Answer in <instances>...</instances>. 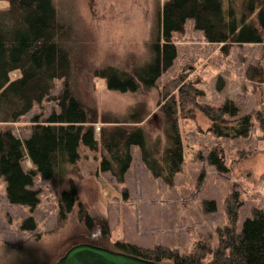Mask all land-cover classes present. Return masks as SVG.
I'll return each instance as SVG.
<instances>
[{
    "label": "rangeland",
    "instance_id": "374dc122",
    "mask_svg": "<svg viewBox=\"0 0 264 264\" xmlns=\"http://www.w3.org/2000/svg\"><path fill=\"white\" fill-rule=\"evenodd\" d=\"M167 1L54 0L60 16L71 26L74 40V50L73 45L64 47L83 64L71 84L80 104L97 116L94 131L105 126V120L123 121L135 115L140 123L122 126L143 128L151 143L159 137L162 150V129L169 118L161 92L168 82L182 78L183 83L193 84L199 106L220 107L231 102L238 109L237 117L248 116L247 135L217 137L210 130L209 119L186 106L176 119L183 162L170 185L146 169L138 147L130 149L132 161L122 183L99 171V152L80 147L77 162L56 174L54 181L36 175L32 189L38 192L39 204L33 210L11 205L5 195L6 184L0 179V264H55L69 249L70 239L85 232L79 218L81 209L92 223L107 225L105 244L113 251H117L114 244L120 242L143 249L162 246L179 254L192 252L196 242L207 235L212 247L216 246V229L228 225L224 200L234 192L241 204L236 231L241 230L251 209L264 212V43H208L189 19L182 32L171 34L176 58L155 88L120 93L107 89L98 76L105 68L128 73L150 61L149 47L158 38ZM16 77L17 73L11 74L12 79ZM62 87L63 81H56L51 96H57ZM173 93L178 96L177 91ZM53 111H58L56 103L46 100L0 129L27 139L32 120L41 123ZM95 133L97 138L99 131ZM211 153L222 161L224 171L209 163ZM22 167L24 171L31 168L26 157ZM72 184L77 192L74 210L60 219V194ZM211 202L214 210L209 209ZM29 218L35 223L31 232L22 228ZM210 261L207 256L203 264Z\"/></svg>",
    "mask_w": 264,
    "mask_h": 264
},
{
    "label": "trees",
    "instance_id": "16d2710c",
    "mask_svg": "<svg viewBox=\"0 0 264 264\" xmlns=\"http://www.w3.org/2000/svg\"><path fill=\"white\" fill-rule=\"evenodd\" d=\"M0 4H5V8H0V126L17 122L34 105L46 100L54 101L58 108L41 123L34 118L27 139L21 140L10 131L0 129V179L6 184L5 195L11 205L33 210L39 204L38 192L32 189L36 175L43 181H54L56 174L77 162L80 147L99 152V171L110 173L118 183L123 182L130 167L131 147H138L146 169L153 177L170 185L183 162L176 119L186 106L200 110L211 122L210 130L217 137L247 135L251 125L248 116L237 117L238 109L231 102L220 107L199 106L195 102L197 91L193 84L183 83V79L178 78L168 82L161 92L169 118L162 129L161 136L165 139L162 150H159V137L151 143L143 128L122 126L140 123V117L135 115L123 121L105 120L96 138L93 125L97 116L80 104L71 84L83 64L78 55L72 56L64 47L73 45L74 50V40L71 26L60 16L54 0H0ZM189 19L208 43H264V0H168L162 8L158 38L149 47L150 61L131 68L128 73L102 69L98 76L105 81L107 89L135 93L155 88L156 81L176 58L171 34L182 32ZM13 73H17L15 79L11 78ZM59 80L63 81V87L57 96H51ZM261 128L264 131V125L261 124ZM25 157L31 165L28 171L22 167ZM208 161L218 171H224L215 153L208 156ZM76 200L73 184L69 190L61 192L60 219L74 210ZM208 205L214 210L213 202ZM224 206L228 225L216 229L215 247L207 235L196 242L188 254L162 246L143 249L120 242L114 244V249L158 264H203L207 256L211 257L209 264H264V212L251 209L241 230L236 231L241 207L237 192L226 197ZM83 213L81 209L79 218L85 232L72 237L67 248L90 244L110 249L105 244L107 225L92 223L91 217ZM22 228L34 231L35 223L29 218Z\"/></svg>",
    "mask_w": 264,
    "mask_h": 264
},
{
    "label": "water",
    "instance_id": "95a60500",
    "mask_svg": "<svg viewBox=\"0 0 264 264\" xmlns=\"http://www.w3.org/2000/svg\"><path fill=\"white\" fill-rule=\"evenodd\" d=\"M55 264H158L136 256L93 246L77 244L70 247Z\"/></svg>",
    "mask_w": 264,
    "mask_h": 264
},
{
    "label": "built area",
    "instance_id": "2783aa9c",
    "mask_svg": "<svg viewBox=\"0 0 264 264\" xmlns=\"http://www.w3.org/2000/svg\"><path fill=\"white\" fill-rule=\"evenodd\" d=\"M99 129H100V128H99V126H98V127H96L95 131H97V132H98V131H99Z\"/></svg>",
    "mask_w": 264,
    "mask_h": 264
},
{
    "label": "crops",
    "instance_id": "0c3cea01",
    "mask_svg": "<svg viewBox=\"0 0 264 264\" xmlns=\"http://www.w3.org/2000/svg\"><path fill=\"white\" fill-rule=\"evenodd\" d=\"M31 166V165H30Z\"/></svg>",
    "mask_w": 264,
    "mask_h": 264
}]
</instances>
